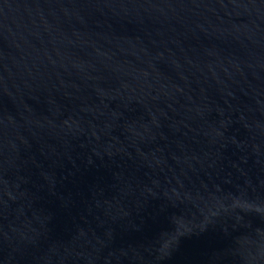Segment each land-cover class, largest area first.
I'll return each instance as SVG.
<instances>
[{"label": "water", "instance_id": "obj_1", "mask_svg": "<svg viewBox=\"0 0 264 264\" xmlns=\"http://www.w3.org/2000/svg\"><path fill=\"white\" fill-rule=\"evenodd\" d=\"M0 264H264V0H0Z\"/></svg>", "mask_w": 264, "mask_h": 264}]
</instances>
